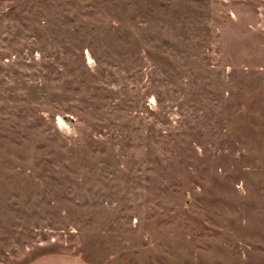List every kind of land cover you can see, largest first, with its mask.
<instances>
[{"label":"rangeland","instance_id":"rangeland-1","mask_svg":"<svg viewBox=\"0 0 264 264\" xmlns=\"http://www.w3.org/2000/svg\"><path fill=\"white\" fill-rule=\"evenodd\" d=\"M264 264V0H0V264Z\"/></svg>","mask_w":264,"mask_h":264},{"label":"crops","instance_id":"crops-1","mask_svg":"<svg viewBox=\"0 0 264 264\" xmlns=\"http://www.w3.org/2000/svg\"><path fill=\"white\" fill-rule=\"evenodd\" d=\"M29 264H91L80 256L70 254H50L39 257Z\"/></svg>","mask_w":264,"mask_h":264}]
</instances>
